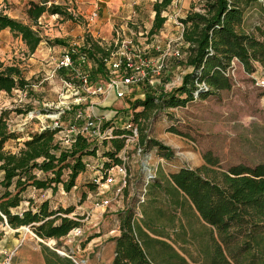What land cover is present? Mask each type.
<instances>
[{
	"label": "rangeland",
	"instance_id": "374dc122",
	"mask_svg": "<svg viewBox=\"0 0 264 264\" xmlns=\"http://www.w3.org/2000/svg\"><path fill=\"white\" fill-rule=\"evenodd\" d=\"M154 1L49 0L47 6L59 5L73 19L45 13L34 24L26 14L29 0H0V12L31 24L41 35L45 50V53L41 49L36 50L31 55L19 36L11 31L0 34V62L4 66H16L30 82L26 90L15 89L10 94L0 92V114H4L10 128L20 134L18 139L6 142V149L16 151L30 133L42 127H53L55 122L62 127L57 139L62 146H67L65 140L71 135L66 131L68 125L82 126L86 120L76 118L77 110H87L92 106L96 118H100L102 124L108 122L112 131L122 130L130 122L137 128L139 137L140 121L146 126L149 138L160 141L172 152L167 157L156 147L143 148L138 142L142 147L138 153L136 146L130 144L126 183L121 193L115 196V189L121 182L118 174L112 176L111 184L90 189L94 172L98 170V174H104L103 162L110 161L103 156V152L110 148V138L104 144V139H100L95 130H89L86 134L97 140L98 157H89L93 168H88L77 179L76 187L65 192L59 186L55 193L49 189L36 191L30 188L24 193L25 199L33 198L36 203L49 199L55 208L73 206L75 209L70 216L79 217L80 231H71L56 244L55 240L35 237L27 228L14 230L0 222V264H43L42 244L71 256L77 264H111L115 248L113 238L119 235L121 215L127 212L152 239L167 242L190 264H203L200 243L207 240V230L201 227L200 220L186 212L188 209L182 210L170 204L163 190L153 188V202L148 200L150 185L144 186L148 170L153 169L156 174L154 184L160 182L166 185L169 174L181 167L195 169L202 166L206 152L218 159V165L213 167L217 170H226L239 163L249 166L264 163V69L260 66L253 73H246L234 60L226 71L231 82L230 89L220 90L205 98L197 94L184 106L147 111L146 118L141 117L136 122L133 118L142 110V107L133 106L136 100L170 92L179 86L182 76L190 70L182 65V59L167 58L161 75H149L140 85L131 87L122 99L110 94L107 98L91 96L79 104L72 102L69 84H77L75 79H71L74 71L63 68L67 70L65 75L60 71L62 69L57 68L65 52L87 48L86 43L91 40L109 52L139 54L153 62L158 56L156 46L163 48L168 42L173 47L181 46L177 22L191 8L198 9V0H176L164 13L168 21L162 30L150 35ZM263 24L264 17L256 4L245 10L243 28L246 31L252 32L255 26ZM116 31L119 33L118 39ZM53 54L54 60L50 58ZM79 62L74 57V68L89 72L93 85L107 81V66L104 74L95 75L91 59H86L85 63ZM80 94L86 95L84 92ZM26 206L24 200L16 210L20 211ZM90 237L92 240L83 246ZM155 248L166 251L160 244H155ZM150 257L154 259V264L160 259L158 255L152 254Z\"/></svg>",
	"mask_w": 264,
	"mask_h": 264
},
{
	"label": "trees",
	"instance_id": "16d2710c",
	"mask_svg": "<svg viewBox=\"0 0 264 264\" xmlns=\"http://www.w3.org/2000/svg\"><path fill=\"white\" fill-rule=\"evenodd\" d=\"M173 1H154L150 35L162 30L167 20L164 13ZM253 4L264 17V0H198V9L193 7L179 18L184 44L181 62L190 70L170 92L136 100L133 106L142 107V110L135 114L133 121L146 118L147 111L184 106L197 94L205 98L230 89L226 71L234 60L246 73H253L258 66L264 69V24L255 26L252 32L243 28L245 10ZM45 13L73 19L64 8L54 4L47 6L46 1L30 2L26 10L34 24ZM5 28L19 36L30 53L42 41L31 24L0 12V31ZM86 45L87 48H80L73 58L84 55L88 61L92 60L95 75L104 74L109 50L91 40ZM201 83L206 88L200 87ZM28 87L30 82L19 68L0 62V92L10 94L15 89L26 90ZM138 125V142L143 148L156 147L165 156H171L169 147L149 138L146 126L140 121ZM108 127L111 126L106 122L101 128ZM61 129L60 125L30 133L16 151H11L5 148L6 142L18 139L20 134L11 129L4 114H0V222L14 230L27 228L35 237L55 240L56 244L73 229L80 228L79 217L70 216L75 208H55L49 199L36 203L33 198L25 199L24 193L30 188L36 191L49 189L55 193L59 186L69 192L76 187L77 179L86 173L87 158H94L98 151L97 140L83 134L75 135L69 145L62 146L57 139ZM127 132L126 129H113L114 137L108 141L110 148L103 152L110 160L103 162L105 171L120 163L118 152L124 145V138L120 136ZM105 140L104 144L107 143ZM203 159L204 164L198 168L181 167L169 174L166 185L154 184L156 174L148 185L163 190L170 204L188 209V214L202 222L201 227L207 230V240L200 243L203 264H264V163L254 166L239 163L226 170H217L213 167L218 165V159L210 152L204 153ZM90 183V189H94L96 184ZM24 200L27 206L17 211ZM146 225L151 227L148 222ZM119 231L113 238L115 248L111 264H154L152 254L160 256L155 264H190L167 242L152 239L136 224L130 212L121 215ZM91 239L87 238L83 246ZM155 244L162 245L166 251L157 250ZM42 252L45 264H77L71 256L60 255L44 244Z\"/></svg>",
	"mask_w": 264,
	"mask_h": 264
},
{
	"label": "built area",
	"instance_id": "2783aa9c",
	"mask_svg": "<svg viewBox=\"0 0 264 264\" xmlns=\"http://www.w3.org/2000/svg\"><path fill=\"white\" fill-rule=\"evenodd\" d=\"M97 2H101L102 0H96ZM95 15V14H93ZM177 25L180 27L179 34V44L180 47H173L171 42H168L165 47L160 48V46H156V50L158 52V56L153 62H150L147 58H143L139 54L129 55L126 52H110L109 58L105 60L106 66L108 68V79L104 84H96L93 85L91 83V77L89 72L85 70H81L80 68H74V58L73 54L77 52L75 49L65 52L57 63L58 69H72L74 71L71 79H75L77 84L70 83L69 86L71 88V95L73 97L72 102L79 104L82 101H87L88 97L91 96H104L108 97L110 94L114 96L116 99L124 98L128 93L129 89L133 86L140 85L144 80H146L149 75L159 76L163 72L166 67V60L169 57L182 59L184 54L181 50L182 46H184L182 41V30L183 25L180 22H177ZM117 39L119 38V33L116 31ZM79 63H85L86 57L84 55H80L77 57ZM78 63V64H79ZM80 65V64H79ZM200 87L206 88L204 83L199 84ZM80 92H84L86 95L80 94ZM93 107L90 106L87 110L78 109L76 112V118L82 119L86 118L84 124L82 126H76L74 124H70L66 131L71 133V135L66 139L67 145H69L73 140L74 136L77 134L87 135L89 130H95L98 133V137L100 139H108L114 137L112 135V127H108L102 130V122L100 118H96L93 114ZM87 114H84V113ZM60 126L58 122L54 123V127ZM48 127H42L45 129ZM128 132L125 135L120 137L124 138V145L121 150L118 152V158L120 159V163L116 165H112L108 168L104 174H98V170L94 172L92 176V182L96 184L97 187H104L113 182V175L118 174L121 176V182L119 186L115 189V196L119 195L126 183V175H127V151L130 144L136 146V151L139 153L142 151V147L138 143V131L137 128L130 122H128L125 128ZM89 161L85 162L86 168H93ZM97 172V173H96ZM146 176V181L144 186H147L149 183L153 181L155 177V172L153 170H148ZM145 191V190H144ZM144 196V194H143ZM143 196H141V200L143 201ZM73 230L80 231V228H75ZM72 230V231H73Z\"/></svg>",
	"mask_w": 264,
	"mask_h": 264
},
{
	"label": "crops",
	"instance_id": "0c3cea01",
	"mask_svg": "<svg viewBox=\"0 0 264 264\" xmlns=\"http://www.w3.org/2000/svg\"><path fill=\"white\" fill-rule=\"evenodd\" d=\"M42 1H46L47 3H48V1L49 0H42ZM42 1H35V0H29V2H28V5H29V3L30 2H34V3H41ZM153 1V0H152ZM175 1L176 0H174L173 2H172V4L170 5V6H172L174 3H175ZM28 5H27V8H28ZM169 6V7H170ZM27 8H26V10H27ZM153 15H154V12H153V10L151 9V16H150V27H151V24H152V19H153ZM9 17H11V18H15L16 16H11V15H8ZM184 16H182V18H183ZM15 19H17V18H15ZM166 21H168V20H166ZM10 30H9V28H5V29H2L1 31H0V34L1 33H5V32H9ZM161 31V30H160ZM40 35V34H39ZM41 36V35H40ZM42 42L43 41H41L40 43H39V45L37 46V48H36V50L38 51L39 49H41V51H42V53H45L44 51L45 50H43V47H42ZM35 50V51H36ZM35 51L33 52V53H31V55H33L34 53H35ZM46 56V55H45ZM54 54L53 55H51L50 56V58L51 59H53L54 58ZM29 59H31L32 60V58H29ZM34 60V59H33ZM54 60V59H53ZM61 72H63L65 75H66V73H67V70H65V69H62V70H60ZM93 114L95 115V112H94V110H93ZM87 160L88 161H91V160H89V158H87ZM97 161H99V158L97 159ZM150 170H153V169H150ZM148 200L150 201V202H153V184H151L150 186H149V192H148ZM77 208L79 207V206H76ZM92 240V239H91ZM90 240V241H91ZM43 264H45V261L43 260Z\"/></svg>",
	"mask_w": 264,
	"mask_h": 264
},
{
	"label": "water",
	"instance_id": "95a60500",
	"mask_svg": "<svg viewBox=\"0 0 264 264\" xmlns=\"http://www.w3.org/2000/svg\"><path fill=\"white\" fill-rule=\"evenodd\" d=\"M58 254L60 255H65L64 253L60 252V251H56Z\"/></svg>",
	"mask_w": 264,
	"mask_h": 264
}]
</instances>
